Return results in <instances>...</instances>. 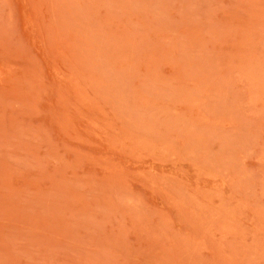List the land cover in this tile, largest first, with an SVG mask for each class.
<instances>
[{
    "label": "rangeland",
    "instance_id": "rangeland-1",
    "mask_svg": "<svg viewBox=\"0 0 264 264\" xmlns=\"http://www.w3.org/2000/svg\"><path fill=\"white\" fill-rule=\"evenodd\" d=\"M0 264H264V0H0Z\"/></svg>",
    "mask_w": 264,
    "mask_h": 264
}]
</instances>
